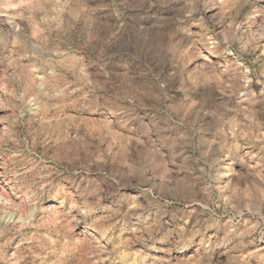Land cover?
<instances>
[{
    "label": "clouds",
    "instance_id": "clouds-1",
    "mask_svg": "<svg viewBox=\"0 0 264 264\" xmlns=\"http://www.w3.org/2000/svg\"><path fill=\"white\" fill-rule=\"evenodd\" d=\"M0 264H264V0H0Z\"/></svg>",
    "mask_w": 264,
    "mask_h": 264
}]
</instances>
